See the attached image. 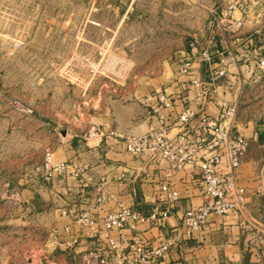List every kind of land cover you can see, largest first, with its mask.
<instances>
[{"label":"rangeland","instance_id":"374dc122","mask_svg":"<svg viewBox=\"0 0 264 264\" xmlns=\"http://www.w3.org/2000/svg\"><path fill=\"white\" fill-rule=\"evenodd\" d=\"M224 9L203 0H0V264H78L58 236L59 203L40 194L47 152L72 161L77 148L87 159L105 128L140 135L134 117L170 83L174 52L210 36L232 48ZM252 15L244 31L255 61L264 56V0ZM232 71L220 97L236 96L239 131L256 137L254 156L264 159V69Z\"/></svg>","mask_w":264,"mask_h":264},{"label":"built area","instance_id":"2783aa9c","mask_svg":"<svg viewBox=\"0 0 264 264\" xmlns=\"http://www.w3.org/2000/svg\"><path fill=\"white\" fill-rule=\"evenodd\" d=\"M262 2L227 0L222 15L240 30L244 21L235 20L232 13L246 16ZM188 49L189 55L177 70L187 92L185 106L180 107L182 101L174 94L156 92L143 102L149 113L144 134L125 136L117 129H105V146L129 155L139 169L130 179L124 172L105 176V189L97 191L93 207L81 211L63 230L66 234L80 233L101 245L99 249L71 252L78 264H162L172 252L197 241L212 221L230 216L245 218L248 191L239 184V171L248 155L249 140L238 128L236 96L232 102L224 101L219 90L227 89L224 80L232 69L239 70L241 63L263 70L264 56L254 61L248 50L233 47L212 54L198 41L190 43ZM209 105L216 113H208ZM82 173L77 161L55 162L47 152L41 181L50 185L55 178L76 179ZM128 186L132 188L129 197H136L140 189L148 198L153 206L150 213L136 210L123 199ZM193 190L203 202L192 205L180 223L170 226L177 203L183 196L193 197ZM144 226L167 235L151 243L139 233L133 234ZM66 244L71 248L77 240Z\"/></svg>","mask_w":264,"mask_h":264},{"label":"crops","instance_id":"0c3cea01","mask_svg":"<svg viewBox=\"0 0 264 264\" xmlns=\"http://www.w3.org/2000/svg\"><path fill=\"white\" fill-rule=\"evenodd\" d=\"M203 1L206 4L214 6L215 4L225 6L226 2V0ZM235 13H232V17L235 20L242 19L245 21V27L237 30L232 20L223 17V21L226 22L223 30L226 32L227 41L231 47L239 51L248 50L251 52L247 44H251L252 40H250V37L247 38L245 36L244 29L246 28V21L251 18L252 13H248L246 16L240 14L239 18L235 17ZM205 38L198 41L200 47L210 48L212 54L223 51L224 48L221 45L219 46L213 36H210L208 41L207 37ZM189 51V49H183L174 52L171 56V63L175 72L165 89L168 93L174 94L178 99H181L180 107L185 106L187 103V92L185 91V85L182 83V78L177 77V70L179 64L189 55ZM201 73L203 75L204 70ZM149 95L151 93L146 95V97ZM207 111L208 113H216V109L212 105L208 106ZM133 121L135 125H141L138 128L140 131L135 130L133 132H142L141 134L139 133L142 135L147 131L149 113L144 105L140 108ZM141 127L144 131H142L143 129ZM120 128L125 132L127 131L128 125L126 121L121 122ZM117 130L122 133L118 128ZM259 136L264 137V133ZM247 138L249 139V154L239 171V184L248 191L245 218L230 216L212 221L197 241H190L181 251L172 252L162 264H243L244 262L248 264H264V223H262L263 216L261 214V212H264V194L262 191L264 190V176L262 172L260 173V170H256V167H260L259 164L264 159L257 160L256 156H254L257 150L256 137L253 139L251 134ZM72 149L73 153L70 156L73 159L71 160L77 161L82 167V176L76 179L55 178L48 185L49 187L41 189L40 194L44 197L46 195L50 199L53 198L55 202L59 203L61 208L59 212L63 215V219L66 220L64 221V225L58 229L59 239L64 243V247H66V243L77 240V244L69 248V251L79 253L84 250L99 249L101 245H98L96 240L80 233L77 235L73 233L66 234L63 232L65 227L71 225L81 211L93 207V199L97 191L102 188L105 189V176L114 177L124 172L127 178L130 179V177L135 175L139 166L134 160L126 159L120 150L107 148L104 142L89 147L90 152L87 159L81 157L82 155L77 148ZM260 185L262 186L260 187ZM255 187L258 188L254 189ZM144 190L147 191L148 187L144 186ZM192 192L194 193L193 197L188 198L183 196L177 203L169 222L170 226H175L180 223L185 211L192 205L198 206L203 202V198L197 191L193 190ZM131 193L132 188L130 186L124 188L123 199L127 203L129 202L136 210L144 214L152 211L153 206L148 203L147 197L144 198L140 189H138L136 197L132 198L130 196L132 199L129 197ZM138 233L151 243L167 235L165 231L155 228L153 230H147L145 226L139 227L138 231L133 234ZM105 254L108 255L106 252Z\"/></svg>","mask_w":264,"mask_h":264}]
</instances>
